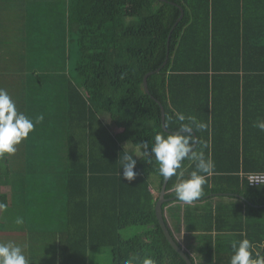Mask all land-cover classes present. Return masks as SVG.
I'll return each mask as SVG.
<instances>
[{"label":"trees","instance_id":"trees-1","mask_svg":"<svg viewBox=\"0 0 264 264\" xmlns=\"http://www.w3.org/2000/svg\"><path fill=\"white\" fill-rule=\"evenodd\" d=\"M69 30L79 59L69 87L68 250L60 264H89L90 248L109 249L112 264L144 257L187 264L156 215L165 180L135 151L165 132L157 101L170 132L180 127L177 114L207 125L195 133L196 150L215 164L204 195L182 205L174 177L163 206L179 224L176 233L183 226L193 236L192 263L230 264L231 242L245 238L264 255V183L246 180L264 175V132L253 127L264 119V0H69ZM160 68L146 93L144 78ZM125 151L137 159L132 182L122 175ZM193 170L186 160L184 178ZM6 179L0 173V187ZM101 199L106 212L96 204ZM134 227L143 231L124 239L122 231Z\"/></svg>","mask_w":264,"mask_h":264},{"label":"crops","instance_id":"crops-1","mask_svg":"<svg viewBox=\"0 0 264 264\" xmlns=\"http://www.w3.org/2000/svg\"><path fill=\"white\" fill-rule=\"evenodd\" d=\"M69 32V0H0V88L34 123L44 116L16 153L0 160V173L7 176L0 187L5 197L0 203L7 205L0 212V240L27 245L29 264H60L61 252L67 249L69 87L77 82L69 71L77 53L71 49ZM76 149L77 144L72 145V152ZM152 181L156 193L159 180ZM96 204L108 211L105 200ZM17 217L22 224H16ZM165 217L180 245L193 252V236L183 226L176 233L179 224L170 209ZM102 249H89V264Z\"/></svg>","mask_w":264,"mask_h":264},{"label":"clouds","instance_id":"clouds-1","mask_svg":"<svg viewBox=\"0 0 264 264\" xmlns=\"http://www.w3.org/2000/svg\"><path fill=\"white\" fill-rule=\"evenodd\" d=\"M43 115L36 117L35 123H40ZM180 127L175 132L166 131L158 133L149 149L148 143L138 145L143 155L149 157V162L158 166V172L165 181L175 177L173 190L178 201L191 205L204 195V186L207 177L215 174V164L210 158H205L203 152H198L197 138L194 133L207 128V125L198 121L194 116L185 117L177 114ZM185 120L188 122L185 123ZM35 123L24 113L17 110L15 102L8 92L0 88V160L6 155H14L17 146L26 141L35 130ZM253 127L264 132V119H257ZM122 164L123 179L132 182L137 178L135 171L137 159L127 151L120 158ZM194 161L195 170L190 172L187 179L184 178V162ZM121 175V173H120ZM7 205L0 203V212L5 211ZM16 224H22V218H16ZM27 245L21 246L14 241L0 242V264H29L24 254ZM233 255L230 264H264V255L253 251L252 242L245 238L232 241ZM255 256V258H254ZM126 264H136V259L126 261ZM138 264H154L150 257H144Z\"/></svg>","mask_w":264,"mask_h":264},{"label":"water","instance_id":"water-1","mask_svg":"<svg viewBox=\"0 0 264 264\" xmlns=\"http://www.w3.org/2000/svg\"><path fill=\"white\" fill-rule=\"evenodd\" d=\"M159 1L160 2H164V0H159ZM181 12H182L181 17L179 18V20L174 25L173 30L177 27V25L180 23V21L182 20V18L184 16V10L183 9H181ZM173 30H172V32H173ZM172 32H171V34H172ZM169 38H171V35H170ZM168 59H169V53L167 54V59L165 61V64L163 65V67H165L167 65ZM162 68L158 69L155 72H151V73L147 74L146 77L144 78V88H145L146 93L150 94V90H149V87H148V78L151 75H153L154 73H159ZM157 103H159V105L161 107V110H162V123H163V128L166 131V129H165V110H164L163 105L160 102L157 101ZM167 132H170V131L167 129ZM194 135H195V133H194ZM168 182H169V180L165 181L164 185L162 187V190H161V193H160V199H159V201L157 202V205H156V215H157V218L159 220L160 226H161V228H162L167 240L171 244V246L178 252V254L185 260V262L187 264H193L191 259H190V257H189V255L187 254V251L180 245V243L172 235V233H171V231H170V229L168 227V224L166 222V219H165V212H164L163 206H164L165 203H167L169 201L165 197Z\"/></svg>","mask_w":264,"mask_h":264},{"label":"rangeland","instance_id":"rangeland-1","mask_svg":"<svg viewBox=\"0 0 264 264\" xmlns=\"http://www.w3.org/2000/svg\"><path fill=\"white\" fill-rule=\"evenodd\" d=\"M74 39H77V36H74ZM71 49L73 52H75V50L79 51V47L78 45H74L73 43H71ZM78 53V52H77ZM76 53V57H72L71 60V65H69V71L71 72V76L73 77V79L77 78V65H78V59L79 56ZM136 154L138 156H141V151L139 150V148H135ZM156 179V178H153ZM143 229L139 228V227H134V228H128L124 231H122V236L124 237V239H129L131 237H134L135 235L139 234L140 232H142ZM179 240L184 243L182 241L181 237H178ZM0 242H2L0 240ZM195 252V251H193ZM91 264H112V255H111V251L109 249H102V250H97L94 252L93 256L91 257ZM50 264H54V261L51 260Z\"/></svg>","mask_w":264,"mask_h":264},{"label":"built area","instance_id":"built-area-1","mask_svg":"<svg viewBox=\"0 0 264 264\" xmlns=\"http://www.w3.org/2000/svg\"><path fill=\"white\" fill-rule=\"evenodd\" d=\"M246 180L248 183H250L251 186L255 187L259 184L264 183V175H251L247 176Z\"/></svg>","mask_w":264,"mask_h":264}]
</instances>
